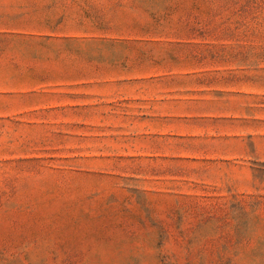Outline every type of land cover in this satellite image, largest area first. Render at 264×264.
I'll return each instance as SVG.
<instances>
[{
    "label": "rangeland",
    "instance_id": "1",
    "mask_svg": "<svg viewBox=\"0 0 264 264\" xmlns=\"http://www.w3.org/2000/svg\"><path fill=\"white\" fill-rule=\"evenodd\" d=\"M0 264H264V0H0Z\"/></svg>",
    "mask_w": 264,
    "mask_h": 264
}]
</instances>
